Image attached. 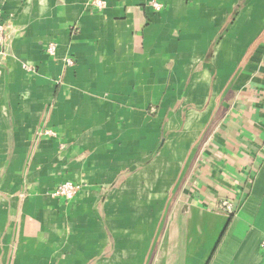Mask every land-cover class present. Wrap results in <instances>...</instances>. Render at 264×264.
Segmentation results:
<instances>
[{
  "label": "crops",
  "instance_id": "crops-1",
  "mask_svg": "<svg viewBox=\"0 0 264 264\" xmlns=\"http://www.w3.org/2000/svg\"><path fill=\"white\" fill-rule=\"evenodd\" d=\"M105 1L0 0V264H264V0Z\"/></svg>",
  "mask_w": 264,
  "mask_h": 264
},
{
  "label": "built area",
  "instance_id": "built-area-1",
  "mask_svg": "<svg viewBox=\"0 0 264 264\" xmlns=\"http://www.w3.org/2000/svg\"><path fill=\"white\" fill-rule=\"evenodd\" d=\"M92 5L97 7L98 9H103L106 6V1L105 0H92ZM151 5L156 9L160 10L162 8V4L158 1H153ZM6 40V25L3 22L2 19V11L0 9V46L4 44ZM48 51L50 54L55 55L57 52V46L54 43H50L48 46ZM66 62L68 64H72L73 60L71 58H67ZM47 133H52V131H47ZM78 185L71 181H67L64 183H61L58 187L52 191L51 195L53 197H62L66 200H72L76 197L78 193ZM218 210L223 211L228 214H232L235 212L236 208L233 202L230 200H222L218 205H217ZM262 247L264 248V239L262 241Z\"/></svg>",
  "mask_w": 264,
  "mask_h": 264
}]
</instances>
